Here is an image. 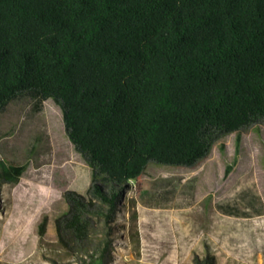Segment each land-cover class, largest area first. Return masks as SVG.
<instances>
[{
    "label": "trees",
    "instance_id": "obj_1",
    "mask_svg": "<svg viewBox=\"0 0 264 264\" xmlns=\"http://www.w3.org/2000/svg\"><path fill=\"white\" fill-rule=\"evenodd\" d=\"M20 95L60 107L110 224L150 163L194 167L264 123V0H0V111ZM23 172L0 160V181ZM65 198L81 237L84 200ZM98 247L81 264H106Z\"/></svg>",
    "mask_w": 264,
    "mask_h": 264
},
{
    "label": "rangeland",
    "instance_id": "obj_2",
    "mask_svg": "<svg viewBox=\"0 0 264 264\" xmlns=\"http://www.w3.org/2000/svg\"><path fill=\"white\" fill-rule=\"evenodd\" d=\"M0 160L24 167L17 184L0 181V264H81L104 240L106 264H264V123L227 135L194 167L150 163L110 224L53 100L20 95L3 107ZM67 193L84 200L81 237L66 226Z\"/></svg>",
    "mask_w": 264,
    "mask_h": 264
},
{
    "label": "bare ground",
    "instance_id": "obj_3",
    "mask_svg": "<svg viewBox=\"0 0 264 264\" xmlns=\"http://www.w3.org/2000/svg\"><path fill=\"white\" fill-rule=\"evenodd\" d=\"M9 193V192H8ZM35 217V216H34ZM16 225V224H15ZM22 226V225H21ZM17 228V227H16ZM1 231V230H0ZM225 231V230H224ZM255 231V230H254ZM9 232V231H8ZM21 232V231H20ZM15 233V232H14ZM45 244V243H44ZM229 245H230V243H229ZM58 253V252H57ZM37 257V256H36ZM164 257V256H163ZM227 257H229V256H227ZM233 258V257H232ZM232 258H230L229 257V259H232ZM260 258V257H259ZM36 259V258H35ZM237 260V259H236ZM229 261V260H228Z\"/></svg>",
    "mask_w": 264,
    "mask_h": 264
}]
</instances>
